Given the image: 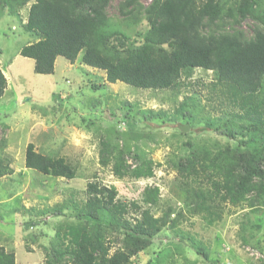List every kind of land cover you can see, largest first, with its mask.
<instances>
[{
  "label": "trees",
  "instance_id": "trees-1",
  "mask_svg": "<svg viewBox=\"0 0 264 264\" xmlns=\"http://www.w3.org/2000/svg\"><path fill=\"white\" fill-rule=\"evenodd\" d=\"M110 1L0 0V7H8L14 16L30 3L22 29L33 41L21 47L19 55L33 60L36 74H52L56 59L62 57L70 64L79 60L103 71L111 84L178 91L194 69H202L214 73L212 90L223 86L222 96L237 111L204 123L207 130L225 139L224 144H208L195 143L191 131L184 134L179 130L180 124L192 128L195 123L184 103L173 116L163 110L135 108L143 123L131 120L133 106L125 104L128 109L119 117L130 127L125 132L128 139L145 137V133L130 132L132 126L176 121L179 116L176 133L187 141L171 167L181 179L185 214L168 207L155 216L152 208L160 202L157 186L145 188L143 208L135 201L119 200L114 186L88 182L82 203L39 211L40 215L66 219L55 225L54 235L43 248L44 262L33 264H133L132 258L151 248L164 229L176 233L202 261L214 264L208 248L177 226L188 216H199L212 226L221 220L226 205L246 203L254 213L263 204L264 0H151L146 6L140 0H123L118 3V13L124 29L114 27L107 14ZM242 23L249 32L242 29ZM140 24L145 27L138 29ZM6 88L0 70V98ZM92 125L89 122L85 127ZM99 145V163L111 165L116 178L153 177L156 164L136 147L130 148L123 134L112 138L107 132L100 136ZM4 146L1 137L0 153ZM5 161L0 154V178L13 174ZM24 167L56 179L76 177L75 167L65 157L37 152L32 143L25 148ZM38 224L30 219L26 231ZM262 242L255 247L262 256L258 264H264ZM160 255L156 253L147 264H164L166 256L161 260ZM0 264H16L14 253L0 248Z\"/></svg>",
  "mask_w": 264,
  "mask_h": 264
},
{
  "label": "rangeland",
  "instance_id": "rangeland-1",
  "mask_svg": "<svg viewBox=\"0 0 264 264\" xmlns=\"http://www.w3.org/2000/svg\"><path fill=\"white\" fill-rule=\"evenodd\" d=\"M120 1L123 0H111L106 11L114 27L124 29L118 13ZM150 1L140 0L144 6ZM29 6L30 3L14 16L8 7H0V69L8 82L0 98V138L5 141L0 154L13 169L11 176L0 178V248L13 252L16 264L44 262L43 248L54 235L55 225L66 217L40 215L39 211L82 203L88 182L114 186L119 200L135 201L143 208L146 207L142 202L145 188L157 186L160 202L152 208L154 215L160 216L168 207L174 213L185 214L181 179L171 167L185 151L182 143L187 141V137L176 133L179 116L176 121L158 120L157 124L132 126L130 132L145 133L144 138L137 140L127 138L125 132L130 127L119 116L128 109L125 104H130L133 106L131 120L143 123L142 117L134 113L135 108L163 110L173 116L184 103L194 114L192 128L187 124L194 142L224 144L225 139L207 130L204 123L237 108H232L226 96H222L223 86L212 90L214 73L194 69L191 78L178 91L139 90L121 82L111 84L103 71L80 64L79 60L70 64L62 57L56 59L52 74H36L33 60L19 55L21 47L33 41L22 29ZM144 27L140 24L137 28ZM241 27L249 32L247 24L242 23ZM89 122L94 125L86 129ZM107 132L112 138L123 134L130 148L136 147L150 158L156 164L153 177L118 179L111 165L103 167L99 163V138ZM28 143L37 152L65 157L75 167L76 177L56 179L26 169L24 153ZM221 216L220 221L207 226L201 217L185 215L187 219H181L177 229L208 248L214 264H258L262 256L255 247L258 241H263L264 246V201L254 213L246 203L237 207L226 205ZM33 218L39 221L38 226L26 231L25 224ZM187 246L176 233L164 229L153 240L151 248L133 257L132 263L147 264L160 253L161 260L166 256L164 264H207Z\"/></svg>",
  "mask_w": 264,
  "mask_h": 264
},
{
  "label": "water",
  "instance_id": "water-1",
  "mask_svg": "<svg viewBox=\"0 0 264 264\" xmlns=\"http://www.w3.org/2000/svg\"><path fill=\"white\" fill-rule=\"evenodd\" d=\"M179 130L183 133L188 132V125L187 124H183V125H179Z\"/></svg>",
  "mask_w": 264,
  "mask_h": 264
},
{
  "label": "crops",
  "instance_id": "crops-1",
  "mask_svg": "<svg viewBox=\"0 0 264 264\" xmlns=\"http://www.w3.org/2000/svg\"><path fill=\"white\" fill-rule=\"evenodd\" d=\"M1 70V72L3 73V75L5 76V73L2 71V69H0ZM6 78V77H5ZM6 80H7V78H6ZM7 86H8V82H7ZM7 89V88H6ZM5 89V90H6ZM4 93H5V91H4ZM4 95V94H3ZM3 97V96H2Z\"/></svg>",
  "mask_w": 264,
  "mask_h": 264
}]
</instances>
